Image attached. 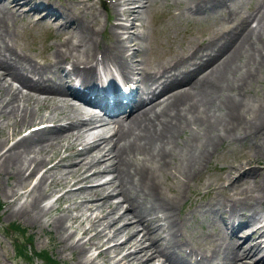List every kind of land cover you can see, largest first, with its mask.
Segmentation results:
<instances>
[{
  "label": "bare ground",
  "instance_id": "bare-ground-1",
  "mask_svg": "<svg viewBox=\"0 0 264 264\" xmlns=\"http://www.w3.org/2000/svg\"><path fill=\"white\" fill-rule=\"evenodd\" d=\"M155 1L110 0L118 20L101 41L90 0H0V129L7 127L0 134V178L11 176L2 188L6 213L51 224L59 248L75 250L70 264H100L99 258L105 264H264V166L251 164L264 155V101L245 95L264 60V0L245 14L235 0H174L177 13L216 11L218 19L199 39L149 61L144 15ZM20 3L27 6L18 11ZM39 6L45 8L39 21L52 14L58 24L53 42L36 50L17 41L15 18L28 23ZM90 57L119 65L123 100L99 101L75 88L73 81L95 85ZM52 110L59 114L48 115ZM51 119L52 125L13 138L28 124ZM229 141H249L255 149L224 168L225 182L205 181L214 192L192 209L207 211L201 217L214 229L196 240L179 213L183 189ZM61 146L67 152H53L56 160L28 184ZM60 182L61 212L45 218L53 202L41 199Z\"/></svg>",
  "mask_w": 264,
  "mask_h": 264
},
{
  "label": "rangeland",
  "instance_id": "rangeland-1",
  "mask_svg": "<svg viewBox=\"0 0 264 264\" xmlns=\"http://www.w3.org/2000/svg\"><path fill=\"white\" fill-rule=\"evenodd\" d=\"M51 1L53 3H57L61 0H51ZM90 1H92L95 5V8L97 10V17H98L97 19L99 21V26H100L99 28L102 29L101 32L98 33L100 36V40L101 41L108 40L109 35H106L103 32L106 31L105 28L109 27L111 22L115 20L114 19L115 16L110 9L108 8H106V10L104 9V3L102 2V0H90ZM173 1L174 0H156L152 7L153 10L150 7L148 8V11H147L148 13L145 12L147 14V16L146 14L144 15L145 26H146L145 29H146L147 36L145 37V40H144L145 43L143 46V53L145 54L144 56L148 60L150 59L149 61L156 60L158 57L162 56L166 52L172 49H177V47L179 48L180 45L186 43L187 40L194 41L195 39L197 40V38L199 39L200 36L204 35L206 31L208 30V28L212 26L213 24L212 20L218 19V16H217L218 13L216 11L211 12V13L209 12L210 15L209 13L206 15L204 14L184 15L183 13L181 14L177 13L176 11L177 9H175L176 3L175 1L174 2ZM259 1L261 0H235L234 4L237 5L238 10H240L242 13L245 14L248 11L254 10V8L257 5V2ZM33 12H37V11L36 10L32 11L31 15ZM215 12L217 15L215 14ZM40 15L37 18V22L39 21ZM36 16L37 15H32V18H31L32 22L35 21L34 19L36 18ZM37 22H34L33 25H30V26H23V28L20 29V31L18 32L16 39L19 43L27 47L34 46L36 50H39L44 45L48 43L50 44L51 42H53L54 38L56 37L55 25L58 24V21H48V18H46L45 20H42L40 22L41 24L43 23L47 24V22H50V26H49L51 28L50 32H48L47 30H42L41 26L45 27V25H40ZM16 24H19V23H16ZM247 24L253 25L254 21L251 18H249ZM260 46L263 48V51H264V43L261 42ZM246 90H245V93H246L245 95L248 96L250 100L254 102L264 101V60L260 63L258 70H257V75L250 81L249 87ZM56 111L57 110H52L49 112L50 114L48 115L52 114L53 116L54 115L57 116L59 113L56 114ZM48 115L46 114L45 116H48ZM5 127L3 129H0L2 130L0 131V134L5 132V129L7 128ZM262 140L264 143V136ZM248 142L244 141V142H240L239 144V142L229 141V143L224 142L222 144H219L217 146L215 153H213V155L209 158L210 160L208 159L206 161L207 163H205V165L203 166V168L204 167L205 168L204 169L202 168L201 174L199 173L200 175L198 174V177H195L194 181L192 180L193 184L191 182L189 184L188 189L187 187L183 189L182 196H185L186 198L184 197V199L182 200L180 204L179 212L181 214H186L184 226L186 230H188L187 232L191 234L194 237V239L200 238V236H202L205 231L213 230L214 224L204 219V217H201L203 215L206 216L208 213L207 211L205 213L200 212V211L197 212L196 210L192 209L194 208L192 206H195L197 203H199V201L203 203V201H205L206 198L209 197L210 193L214 192V191H211V192L206 191L205 183L207 181L212 180L210 183H215V184H218L219 182H223V181L225 182L228 175L224 176V174L227 172V171H224V168H228L229 167L228 164H230L232 161L236 162L239 159H244L246 155L251 154L254 151L255 148H253L254 147L253 144H251L250 142L248 143ZM62 151L63 150L61 149L58 151L57 149L53 150L51 153L46 155V158L43 160L42 163L46 162V160H48L50 156H53L55 154L53 152H62ZM251 164L254 166L256 165L264 166V155L261 153L256 154L252 158ZM220 174L222 175V177L218 176ZM109 175L110 173H105L103 175V179L108 177ZM166 177H167L166 180L168 182L164 180L165 181L164 184H167V187H170L172 176L170 174H167ZM196 178L197 179L199 178V179L197 180ZM10 180H11V176L7 178L3 176L0 178V204H1L0 206V262L4 264H45L44 260L41 259L39 256H36L34 253V251L36 250L45 248V250H47L49 255H51L56 260L57 263L70 264L72 260V256L75 253V250H72L73 251L72 252V251H69L68 249L61 250L59 248L58 243H57V233L55 231V228L51 224H47L43 221H40L38 223L37 222L32 223L28 219V217L22 214L9 215L6 213V209L4 208L6 201H5V195H4L2 188L5 186L6 183H9ZM62 183L61 182L55 183V186L52 185L53 188H51L52 186L48 187V191L50 192L51 189H52L51 191L55 190ZM18 189H22V187L19 185ZM184 191L186 192L184 193ZM122 202L125 203L124 201ZM59 203L62 204L64 202L63 200H61L59 201ZM56 204H58V202L53 204L52 207H50V209L46 212L45 218L51 217L52 215L58 214L59 212H61V209L59 207H55ZM3 209L5 210L3 211ZM95 211H97V209ZM189 211L190 212L192 211L193 213H189ZM215 217H217V220H220L218 216H215ZM245 223H248V222H245ZM245 223L241 224V226H239L237 230L240 229V227H242L243 225H245ZM11 224L13 225L17 224L18 228L10 230L9 228ZM185 228H183V230ZM137 230H138L137 233L139 237L144 231L143 228L141 229V224L139 225ZM225 230H229V227H227V225H226ZM15 238L20 239L21 244H24L25 246L27 244L28 247L32 249V252L28 251L30 252V255L28 254V256H23V255L15 254L14 252ZM91 250H93V248H91ZM98 262L100 264H105L101 261V258L98 259ZM166 264L168 263L166 262Z\"/></svg>",
  "mask_w": 264,
  "mask_h": 264
},
{
  "label": "trees",
  "instance_id": "trees-1",
  "mask_svg": "<svg viewBox=\"0 0 264 264\" xmlns=\"http://www.w3.org/2000/svg\"><path fill=\"white\" fill-rule=\"evenodd\" d=\"M47 261L49 262V263H51V264H56V263H53V259L52 258H50L49 256H47Z\"/></svg>",
  "mask_w": 264,
  "mask_h": 264
}]
</instances>
